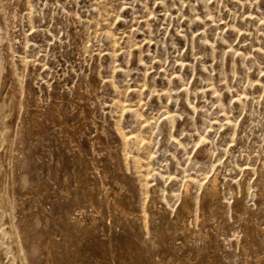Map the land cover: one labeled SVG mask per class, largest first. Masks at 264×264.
Masks as SVG:
<instances>
[{
	"label": "rangeland",
	"instance_id": "obj_1",
	"mask_svg": "<svg viewBox=\"0 0 264 264\" xmlns=\"http://www.w3.org/2000/svg\"><path fill=\"white\" fill-rule=\"evenodd\" d=\"M0 264H264V0H0Z\"/></svg>",
	"mask_w": 264,
	"mask_h": 264
},
{
	"label": "bare ground",
	"instance_id": "obj_2",
	"mask_svg": "<svg viewBox=\"0 0 264 264\" xmlns=\"http://www.w3.org/2000/svg\"><path fill=\"white\" fill-rule=\"evenodd\" d=\"M245 99H247V98H245ZM187 187V186H186ZM217 191H218V179L217 178H215L212 182H211V186H210V188H209V194L210 195H213V194H215V193H217ZM156 191H154V194L153 195H156ZM190 194H189V188H187L186 189V199L189 197L190 198ZM214 196V195H213ZM105 197H106V200L109 202L110 200H109V196H108V191H106L105 192ZM109 204V203H108ZM116 206H119L120 208H121V204L120 205H118L117 203L115 204ZM214 208H215V206H214ZM185 209L186 210H188L189 212L191 211L190 210V205L188 204V202H186L185 203ZM213 210V209H212ZM188 212V213H189ZM211 212V211H210ZM207 218H206V216L204 217V219L202 220V222L204 221L205 222V220H206ZM209 219V218H208ZM210 220V219H209ZM199 235V234H198ZM209 239V235H206L205 236V241H207ZM217 251V250H216Z\"/></svg>",
	"mask_w": 264,
	"mask_h": 264
}]
</instances>
